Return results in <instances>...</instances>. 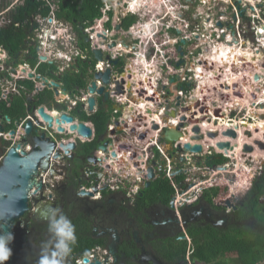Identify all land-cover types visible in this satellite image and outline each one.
Instances as JSON below:
<instances>
[{
  "label": "flooded vegetation",
  "instance_id": "flooded-vegetation-1",
  "mask_svg": "<svg viewBox=\"0 0 264 264\" xmlns=\"http://www.w3.org/2000/svg\"><path fill=\"white\" fill-rule=\"evenodd\" d=\"M36 1L39 6L36 13L29 15L30 21L35 19L37 13L43 15V12L47 10L48 14L51 9H54V15L70 24L78 34L82 30L80 27H83L87 21H92L83 19L81 16L83 0ZM67 1H69L68 7H66ZM25 4L26 0H0V14L5 19L8 17L12 19V15ZM222 4L236 11L234 13L231 11L230 18H227L225 13L220 15L224 18L222 25L226 29L225 34L229 32L234 36L233 41L237 43L239 38H242L243 47L251 41L253 45L249 49L256 51L260 48L264 53V45L262 46L259 40L264 39V0H233L231 3L222 2ZM63 5L65 10L62 9ZM175 5L176 9L172 14L174 20L172 31L176 34L175 37H178L180 42L184 40L185 45L192 44V41L195 42L201 34L202 28L204 41H210L213 8L209 0H175ZM141 10L146 12L144 6H141ZM144 14L149 17L148 13ZM64 15L69 16V19ZM27 33H30V29H26ZM193 33L196 35L194 34L195 37L192 39ZM241 50L244 53L248 52L244 48ZM243 68L246 72L250 69V65H245ZM258 75L259 73L253 76L255 81L259 79ZM240 79L241 88L253 83L243 77ZM174 80L170 78L168 80L170 86L165 88L170 92L172 99L177 96L178 91L188 94L194 86L182 84L177 78ZM203 89L207 92L211 91L208 80L204 82ZM52 94V100L30 106L31 109L34 107L37 109V117L40 116L38 113L40 107L52 116V111H60V108L67 106L55 100V92ZM204 96L203 99L206 102ZM34 101L36 102L37 99L34 98ZM98 105L99 108L113 110L109 102L101 103L98 100ZM29 113L36 116L33 111ZM78 113H80L78 108L70 111L73 120L80 119ZM13 124L14 128L11 130L15 131L14 135H11L8 140L0 137V158H3L6 151L11 146L19 144L23 138L22 133L17 132L16 121ZM39 129L41 128L38 127ZM53 130V125L52 127L46 125L47 135L52 136L51 139L72 137L71 134L63 135ZM75 141V148L69 151L68 156L60 150L63 158L49 166L45 172L47 179L43 181L41 179L42 187L32 188L28 196L27 210L8 223L11 224L9 232L6 233L2 229L5 223L0 220V264H205V260L193 261L194 250L197 247L189 229L195 225L200 227L210 225L214 229L225 231L231 227L228 223L230 221L236 226L245 223L251 230L264 233V218L259 220L248 212L246 218L234 220L237 215L233 212L246 203L253 184L246 192V189L236 190L240 197L238 196L235 200L237 202L234 203V198H230L232 195L235 197L237 195L232 193L235 190H229V183H233V179L226 178L222 181L209 178L210 182L202 186L200 192L197 188L193 191L192 202L176 205L174 192L167 202L162 201L159 193L154 196L153 194L145 195L143 193L145 180L139 191L142 193L141 196H136L132 200L126 196L127 189L111 190L107 186H100V170L95 160H90L91 156L98 154V148L89 154H81L82 142ZM212 150L215 149L212 148ZM184 154L182 151L177 153L175 148L164 149L158 155L156 153L159 167L152 182L160 177L168 179L166 170L170 163L172 176L177 186L186 187L185 190L195 187L192 180L191 182L187 180L190 179L189 171L192 170L195 157L181 161L180 157ZM210 157L213 160L220 158V155ZM181 166L184 167L183 172L175 173L178 171L176 168ZM207 167L208 171L214 169L213 164ZM263 168L260 167L259 174ZM179 175L182 178L176 180L175 178ZM39 176L41 177V172ZM209 188H220L221 191L212 202L204 196ZM82 189L92 194H81ZM258 201L264 203V195ZM199 236L201 237V234ZM85 237L94 242L87 251L81 249ZM84 258L88 259V262H84Z\"/></svg>",
  "mask_w": 264,
  "mask_h": 264
},
{
  "label": "built area",
  "instance_id": "built-area-1",
  "mask_svg": "<svg viewBox=\"0 0 264 264\" xmlns=\"http://www.w3.org/2000/svg\"><path fill=\"white\" fill-rule=\"evenodd\" d=\"M232 1L209 0L210 4L219 5L221 2L231 3ZM102 2L100 15L87 22L82 27L80 34L66 21L55 16L54 9H51L46 16L37 13L35 19L33 18L31 21L27 19L24 24L14 22L10 17L5 19L0 14V29L7 26H14L18 29L26 25L30 29L25 41L26 47L19 53L18 57H11L7 50L0 45V101H12L18 97H28L33 103L34 98L39 93L44 91L54 92L56 87L59 93L55 95V100L58 103H63L69 108H78L79 111L90 116L99 109L98 94L95 92L91 93L88 89L91 82L96 81L97 87L103 86L104 90L108 92L109 98L107 102L111 103L113 107L106 126L107 130L117 127L114 122L118 121L122 127L121 132L130 136L129 139H123V142L132 143V150H137L139 154L141 151L146 152L147 147H151L150 145H154L155 148H152L150 152H146V157L148 155L151 157L154 154L156 155V150L163 152L165 148L163 145H167L166 143L160 145L157 142L160 130L147 134L144 139H141L140 135L146 129L151 128L152 124L150 122L155 121L157 123L156 120L158 119L157 114L146 113V108L148 106L151 108L156 106L160 110V115H164L165 106L168 102L166 100H172L170 92L165 89L170 86L168 81L170 78H173V80L177 78L178 82L187 86L194 85L191 91H188V94L182 91L177 93V95L184 97L190 102L195 100L196 97L194 96L197 90L200 87L203 88V84L207 80L211 89L216 88L214 85L216 81H219L220 84L222 83L224 88H229L226 91V93L230 91L227 97L229 111H226V113L222 112L220 116L222 118L227 117L226 121L231 122L234 128L241 127L246 130L247 127L244 126L249 125L250 121L261 119L260 115H264V65L260 68H255L251 64V60L244 59L241 56L236 59L234 54H232L229 60L225 62L227 63L226 69L229 70L228 72L225 69L222 70L223 66L221 61H219L220 57L215 61L213 54L216 51H212L213 46L214 50L220 44H225L226 47L238 46L248 50L253 45L251 42L248 46L243 47L242 38H239L237 43L233 41L234 36L228 32L225 34V27L218 24L219 22L222 23L224 18L218 16V13L214 15L215 17L211 21L210 41H204V36L200 32L201 34H199L195 42L192 41V44L185 45V41L182 40L180 42L172 31L174 22L172 14L176 9L175 0H102ZM141 6H144L146 12H142ZM144 13H148L149 17H146ZM128 19L130 23L127 25L125 21ZM117 25H120L119 29L116 28ZM194 34H191L192 39L195 37ZM31 48L36 53V62L34 64H31L28 60V58H31ZM197 49L198 51L196 52ZM95 50L101 51L100 59L95 57ZM255 52L251 49V53ZM114 61L117 63H114ZM259 64L262 63L260 62L257 65ZM245 65H250L248 72H244L243 67ZM42 66L44 67L40 70ZM107 69L110 70L108 83H104L101 78H95L96 72H105ZM212 71L216 75H210ZM226 71L232 79L235 77L229 86L221 79V75ZM153 72H156V78L150 76L149 79V75ZM231 72H236V74L232 76ZM82 73H85L86 78L84 88L76 86L74 90L63 91L65 82L62 77L65 74L81 75ZM258 73L259 79L255 81L253 76ZM241 77L249 79L253 83L241 88ZM121 80H124V93H117L116 87ZM53 82L58 83V85L54 86ZM88 97H94L95 99V104L91 111L88 110ZM238 98L240 99L239 104H237ZM242 100H248V104L253 106H249V113L242 117L241 120H238L234 113L237 109L234 107L244 104H241ZM31 103L27 102V107H30ZM221 108H223L221 111L226 110L227 107L224 106V102ZM244 108H246V105L242 106L243 111ZM33 112L37 118V109L35 107ZM64 112L66 111L60 110L52 111L51 113L55 118L60 117ZM28 119H31L34 125L40 127L33 115L27 111L24 117L16 120L17 132L23 128ZM38 119L44 123L43 128L46 129L47 123L40 116H38ZM79 121L78 119L74 120L76 123ZM10 123L9 117L0 116V126L4 127ZM84 123L92 129L91 139H87L75 131L70 132L72 137L62 139V141L79 140L84 143L92 140L95 133L94 125L91 121ZM170 123L172 124L171 126H177L175 120L170 119ZM58 126L68 128V124L59 125L54 123V132H57ZM258 129L260 130L261 128ZM224 130L226 129H222V131ZM237 131L240 130L238 129ZM261 133L264 134V131H261ZM8 136H11L10 130H0V137L8 140ZM173 146L175 147L176 144L174 143ZM218 149L214 143L211 144V149L206 146L207 154L218 152L226 158H234L228 153L231 151L225 152L223 149ZM24 150L29 151L30 146H25ZM97 155L102 156L104 154L99 150ZM127 155H132V151H127ZM184 155L187 160L191 159L190 154L185 153ZM120 156L121 154H118V157ZM145 159L142 156L139 161L142 162ZM244 160H246L245 157ZM113 161L114 164H112ZM228 163L229 161L218 164L213 169V172L224 175L227 170L219 169L218 166L227 167ZM107 164L110 165L108 168L106 167ZM99 167H101L100 170L106 171V174L99 179L100 186H107L111 190L127 189L126 196L132 200L136 198L147 179L146 173H137L134 167L130 169L121 168L118 161L111 158L106 159ZM183 169L184 167L182 166L176 168V170H181L182 172ZM204 169L205 172L208 171L207 166ZM205 172L202 175L203 178L197 179L190 176V179L188 178L187 180H189L188 182L192 180V183H195V187L185 190L186 187L181 188L175 184L172 176V167L170 163L168 164L166 175L175 190L174 201L176 205H180L183 202H192L194 200L193 191L197 188L200 192L202 186L210 182L209 178L211 177L205 176ZM41 177L42 181L47 179L45 173H41ZM222 177L226 179L225 176ZM212 178L222 180L218 177Z\"/></svg>",
  "mask_w": 264,
  "mask_h": 264
},
{
  "label": "water",
  "instance_id": "water-1",
  "mask_svg": "<svg viewBox=\"0 0 264 264\" xmlns=\"http://www.w3.org/2000/svg\"><path fill=\"white\" fill-rule=\"evenodd\" d=\"M218 24L222 25L220 22ZM116 28L119 29L120 25H117ZM80 29H82V27H80ZM25 47L26 42L23 48ZM94 54L96 58H101V51L95 50ZM18 56L19 53L16 54V57ZM114 63L117 62L114 61ZM109 75L110 70L107 69L105 72H96L95 78H101L104 83H108L110 79ZM123 84L124 80L118 82L116 87L117 93H124ZM53 85L57 86L58 83L53 82ZM88 89L91 93L95 92L98 94L97 96L99 97L97 98L101 101V103L107 102L109 98L108 92L104 90L103 86L97 87L96 81H92ZM65 90L67 89L64 85L63 91ZM54 92L56 94L59 93L56 87L54 88ZM26 101L31 103V99L28 97L26 98ZM166 101L168 102L165 106L164 115H160V110L156 106H153L154 109L150 106L146 108V113H155L158 115V123L152 121L154 124H152L150 129H146L143 133H141V139H144L147 134H151L153 131L158 130V124L164 123L165 126H163L159 131V138L157 139V142L160 145H162L161 143L167 144L164 149L175 148L177 153L182 151V153L188 154H201L204 151L203 143H206V139L209 137L215 140V142L212 143H214L217 148L226 149L227 152L228 150L231 152L234 151V147L231 145L230 141H224L223 137L217 138L220 135L219 131L203 130L201 128L200 121H202L204 117H196V114L198 109L202 113L203 107L197 108L200 102L196 98L195 103L187 101L180 95L175 96L171 101L168 99ZM94 104V97H88L89 111L92 110ZM27 111L32 112L33 109L27 107ZM214 112L216 114L219 112V109L215 110ZM38 113L47 123L48 127H52L53 120L59 125L63 123L68 124L67 129L63 126L57 127V132L60 134L67 135L70 134V132L76 131L79 135L87 139L92 138L93 132L91 127L87 126L83 121H79L78 123L74 122V118L71 114H69V112H64L60 115V117L54 118L53 116L47 114L43 107H40L38 108ZM185 114H189V117H187ZM260 117L264 118V115H260ZM33 118L42 129L38 130V127L33 124V121L28 119L23 125V128L19 129L23 135L21 142L17 145L11 146L6 151L4 157L2 158V163L0 164V220L5 223L2 225V229H4L6 233L11 230V224L8 223L21 216L27 210L28 196L30 195L32 188L34 186H37L38 188L42 187L43 183L39 173H45L49 166L55 164L56 161H59V159L61 160V158H63V156L60 154V150L63 151L65 156H68L67 154L69 151L75 148L76 141H62V139L66 138H62L60 140L51 139L52 136L47 135L46 129L43 128L44 123L40 121L38 117L36 118V116H33ZM170 119L177 122L176 127L165 124L169 123L172 125L169 122ZM214 122L217 123V120ZM114 124L117 127L111 130H107L106 127L105 132L99 137L100 144H98L97 148L98 150H101L104 155L100 156L94 154L90 157V160H95L94 162L97 164L98 170L101 168L99 166L109 158L117 160L121 168L130 169L131 167H134L136 168L137 173H146L147 179L145 182V187H149L152 180L155 178L157 168L159 167V160L155 157V154L152 157L150 155L146 157V152H149L152 150V148H155L154 145H150L151 147H147L146 152L141 151L139 154L137 150H132V143H128L127 141L123 142V139H129L130 136L124 132H121L122 127L119 125V122L115 121ZM185 125H192L190 131L185 127ZM0 129L2 130L3 127L0 126ZM14 133V130L10 131V135H14ZM247 134H250L249 131H247ZM222 135L235 138L237 133L233 129H228L222 131ZM186 137H188L189 141L183 142L181 138ZM193 140L195 142H193ZM22 142L23 144H21ZM174 143L176 144L175 147L173 146ZM27 144L31 146L30 151L24 150V147ZM256 145L258 148L264 149V143L262 141H256ZM253 149H255L253 146L245 144L240 151L243 153L242 156L245 157V152L247 153L253 151ZM129 150L132 151V155H127V151ZM118 154H121V156L118 157ZM142 156L146 159L145 161L140 162L139 160ZM180 158L181 161L186 160V156L184 155H182ZM206 158L210 159L211 157L206 156ZM112 164H114V161ZM109 166V164L106 165L107 168ZM218 168L225 169L227 167L219 166ZM180 171L181 170H178L176 173H180ZM99 172V178H102V176L106 174V171L104 170H100ZM35 191L36 190H34V192ZM80 192L81 194H92L90 191H86L85 189H82ZM141 194V192H138L137 196L139 197ZM83 261L88 262V259L84 258Z\"/></svg>",
  "mask_w": 264,
  "mask_h": 264
},
{
  "label": "trees",
  "instance_id": "trees-1",
  "mask_svg": "<svg viewBox=\"0 0 264 264\" xmlns=\"http://www.w3.org/2000/svg\"><path fill=\"white\" fill-rule=\"evenodd\" d=\"M69 1L66 2V7L69 6ZM102 4V0H83V3L81 4L82 18L93 20L98 17L101 13L100 8ZM38 6L39 3L36 0H26V4L21 6L18 12L12 15V20L24 24L25 21L29 19L30 14L33 15L37 12ZM62 9L65 10V5H63ZM47 12L48 11L45 10L43 14L46 15ZM65 17L69 19V16ZM129 23L130 20H126V24L128 25ZM25 28L28 29L27 25L25 27L22 26L19 29H16L14 26H8L0 30V45L7 50L11 57H15L16 54L24 49L23 47L27 37ZM30 54L31 58H28V60L31 64H34L36 62V53L33 48H31ZM43 67L44 66H42L40 70H42ZM84 74L85 73H82L81 75L65 74L62 77L65 82V88L67 90H74L76 86L84 88V85L86 84ZM52 97V91L41 92L36 96L37 101H34V103H31L30 105L35 106L36 104H42L46 100H52ZM54 106L57 105L54 104ZM26 113V97H18L12 101H0V116H8L11 120L10 124L3 127L5 131L13 129V122L24 117ZM72 113L74 112L72 111ZM78 114L81 120H90L94 125V138L90 141L81 143L82 146L80 148L81 154H89L92 150L97 148L98 144H100L99 137L105 132L111 113L110 110L101 107L91 116H87L82 111ZM156 153L157 155L159 154L157 150ZM224 159L226 160L224 156L220 155V158L213 159L209 161V163H222ZM256 163L258 164L259 162ZM181 178L182 176L179 175L175 179L179 180ZM173 192L174 189L171 181L162 177L157 178L149 187H145L143 191L145 195L153 194L154 196V194L159 193L163 202L169 201L170 195L173 194ZM220 192V188H209L205 191V199L212 202L213 198L217 197ZM262 195H264V168L254 181L246 203L233 212V214L237 215L234 220L246 218L249 213L255 215V218L259 220L264 218V203L258 201ZM228 223L231 227L225 231L214 229L210 225L203 227L195 225L192 229H189L197 247L194 250L193 261L205 260V264H264V233L251 230L246 227L247 225L245 223L238 226L231 224L230 221ZM199 234H201V237ZM82 244L81 249L87 251L94 245V242L92 239L85 237ZM180 247L182 246L180 245ZM183 247L185 248V245Z\"/></svg>",
  "mask_w": 264,
  "mask_h": 264
},
{
  "label": "rangeland",
  "instance_id": "rangeland-1",
  "mask_svg": "<svg viewBox=\"0 0 264 264\" xmlns=\"http://www.w3.org/2000/svg\"><path fill=\"white\" fill-rule=\"evenodd\" d=\"M211 8H213L212 9L213 18L215 17L214 15H216V13H218V16H220L221 13H225L227 18H230L231 15H232L231 11L233 13L236 12L233 9H231V7L227 8L223 4H220V5L219 4H211ZM200 32L202 33V28H201ZM249 44H251V41H248V45ZM195 49H196V47H195ZM235 49L236 50H240L238 48H235ZM197 51H198V49L196 50V52ZM260 54L264 55V53H262V52L259 53V55H257V56L255 55L257 60L260 58ZM260 62H261V59H259V63ZM214 85H215L216 88L211 89L210 92L204 91V89L202 87H200L197 90V93H196V95L194 97H196V99H197V98H199L201 96L199 98V100H201V101H199L197 99L200 102V104H199V106L197 108L203 107V109H202L203 111L201 113L199 111V109H198L196 117H204V119H202V121H200V123L203 125L202 126L200 124L202 129L204 127H206V128H208V130H211V131H215V130L220 131L219 132L220 135L217 138H222L223 137V139L230 141L231 145H234V143H237V146L234 147V151L232 152V153H234V155L232 156L234 158H228L227 160L229 161V163H228L229 167L223 169V170H227V172L224 175H222V174L219 175V174H216L217 172H212V173L208 174L209 176H207V177L225 176L226 178H232L233 179V183H231V184L229 183V186H230L229 190H231V191L235 190V192H233V193H235V195H237V196L235 197L234 195H232V197L230 199L234 198V203H235V202H237V201H235V200H237L236 198H238V196L240 197V194L237 193V191H242V190L245 189V186H244V183H243L245 181V179H249L250 176H252L254 173H256V174L259 173L260 167L256 163V160L260 159V157L264 156V154H263L264 153V149H259L257 147V145H256V141H262L264 143V134L261 133L262 130L261 129L259 130L258 126H257V128H255L253 126H254L255 122L262 121V120H264V118L257 119L256 121H250L249 125H247V126L243 125L244 127H247L246 130H243L241 127H239V128L235 127L236 128L235 129L234 125H231V122H227L226 121L227 117L222 118L220 116L222 114L221 109H223V108H221V107H222L223 102H224V106H227V105L229 106V101H227L228 100L227 97H228V93L230 91L226 93V91H228L229 88H227V89L224 88L223 84L222 83L220 84V82H218V81H216ZM222 88H224V89H222ZM203 96L206 97V102L204 101ZM241 103H244V104L236 105L234 107V108L237 109L236 111H234V113L236 114L235 117L238 120H241L242 117L246 116L249 113V111H248V109H249L248 107L249 106H253V105L247 104L248 100H242ZM243 105H246V108H244V111L242 110V106ZM218 109H219V112H217L215 114L214 111L218 110ZM223 111H224V113H226V110H223ZM185 115H187V117H189V114H185ZM215 120H217V123L214 122ZM156 121H158V120H156ZM169 122H170V120H169ZM160 126L163 127V124L160 123ZM185 127L190 131L192 125H188V126L185 125ZM222 129H226V130L233 129L234 131H236V133H240V134H237L235 138L231 137V136H224V135H222ZM238 129L240 131H237ZM247 131H249L250 134H247ZM217 138H215V139H217ZM185 141H189V139L187 138V139H185ZM206 141H207L206 143H203V146H204L203 153H201V154L189 153L191 155V158L195 157L194 165L192 167V170L189 171V172H190V175L192 177H194V178L197 177V179L203 178L202 177V172H203L204 166L210 165L208 160H211V158L207 159L206 156H214V155L218 156L219 155L218 152H215V154H213V153L212 154H207L206 146L211 149V144H212V142H215V140H213V138H209L208 137L206 139ZM193 142H195V141L193 140ZM161 144L163 145V143H161ZM245 144H249V145L253 146V148L256 149V150L253 149V151H250V152H247V153L245 152V154H246L245 158L247 159V161L244 160V156H242V152L240 151ZM163 146H166V145H163ZM223 150L226 151V149H223ZM205 151H206V153H205ZM237 154L240 157H238ZM253 155L255 156V158L252 161L251 158H252ZM248 159H250V160H248ZM1 160H2V157L0 158V164L2 163ZM227 160H223L222 163H215L213 165L216 168V165L223 164ZM242 162H244V163L246 162L249 165H247L246 163H245L246 165H242ZM253 162L256 163V164L253 165ZM201 164H204V165H201ZM262 164H263V166H261V168L264 167V162H262ZM246 168H248V170H246ZM236 174H238L239 177L236 178ZM227 190H228V188H227ZM242 195L243 194H241V196ZM231 264H234V263H231Z\"/></svg>",
  "mask_w": 264,
  "mask_h": 264
},
{
  "label": "bare ground",
  "instance_id": "bare-ground-1",
  "mask_svg": "<svg viewBox=\"0 0 264 264\" xmlns=\"http://www.w3.org/2000/svg\"><path fill=\"white\" fill-rule=\"evenodd\" d=\"M260 40V43L262 44V46L264 45V39H259ZM231 44V43H230ZM235 48H238V49H240V50H236ZM212 51H216V53H214L213 55H214V58H215V61H217V58L218 57H220V59H219V61H221V63H222V66H223V69L222 70H227L226 69V65H227V63H225L226 61H228L229 60V58L231 57V55L232 54H234V57H236V59H237V57L238 56H241L242 58H244V59H248V60H251V63L253 64V66L255 67V68H260V66H263L264 65V60H262V59H264V56L263 55H260V58H261V63L262 64H259V65H257L258 63H259V59L257 60L256 59V57H255V55L257 56V55H259V53H261V49L260 48H258L257 50H256V52L255 53H251V49H248V52L246 51L245 53L244 52H242V50H241V48L240 47H238V46H235V47H226V45L224 44V45H222V44H220L219 45V47H216V50H214V46L212 47ZM263 53V52H262ZM243 54H246V55H243ZM245 56H246V58H245ZM263 57V58H262ZM228 72H229V70H227ZM225 72L224 74H220L221 75V79H223L224 81H225V83H226V85L227 86H229L230 84H232V80H234V78L232 79L231 78V76H230V74L228 73V72ZM236 74V72H231V75L232 76H234ZM152 75V74H151ZM210 75H212V76H214V75H216L215 73H214V71H212V73L210 74ZM212 80V79H211ZM219 82V81H218ZM239 99V98H238ZM240 100V99H239ZM239 100H238V102H239ZM248 104V103H247ZM142 106V105H141ZM140 106V107H141ZM227 108H226V111H229V106L227 105L226 106ZM222 112H224L223 110H222ZM143 115V114H142ZM158 120V119H157ZM206 123V122H205ZM245 123V122H244ZM150 124H154V123H151L150 122ZM161 124H163V126H164V123H161ZM166 125H168V126H171L169 123H165ZM159 125V129L158 130H161L162 129V127L160 126V124H158ZM202 125V124H201ZM230 125V124H229ZM253 125V124H252ZM256 125V126H255ZM203 126V125H202ZM257 126L259 127V128H261V130L262 131H264V120H262V121H258V122H255V124H254V126L253 127H255V128H257ZM254 128V129H255ZM203 129H205V130H208V128H206V127H204ZM215 131H217V130H215ZM259 134V133H258ZM188 137H186V138H181L182 139V141L184 142L185 141V139H187ZM245 140V139H244ZM224 141H227V140H225L224 139ZM235 141V140H234ZM235 144V143H234ZM235 146H237V143H236V145H233V147H235ZM238 148V147H237ZM260 149V148H259ZM256 150V149H255ZM230 151V150H229ZM225 152H227V150L225 151ZM263 152V151H262ZM229 154H230V156H233L234 155V153H231V152H228ZM228 154V155H229ZM264 154V153H263ZM238 155V154H237ZM238 157H240L239 155H238ZM264 161V156H262V157H260V159H257L256 160V162H259V163H262ZM217 162V161H216ZM227 167H229L228 165H227ZM246 170H248V168H246ZM222 173H224V171H222ZM249 175V174H248ZM222 181H224V179L222 178ZM246 189V188H245ZM246 191V190H245Z\"/></svg>",
  "mask_w": 264,
  "mask_h": 264
},
{
  "label": "clouds",
  "instance_id": "clouds-1",
  "mask_svg": "<svg viewBox=\"0 0 264 264\" xmlns=\"http://www.w3.org/2000/svg\"><path fill=\"white\" fill-rule=\"evenodd\" d=\"M230 3V2H229ZM221 4H222V2H221ZM44 15V14H43ZM5 28V27H4ZM52 93H53V91H52ZM73 108H69L68 106H63L62 108H60V110H64V111H66V112H69V114H70V111L72 110ZM86 114V113H85ZM87 115V114H86ZM93 115V114H92ZM87 116H89V115H87ZM91 116V115H90ZM80 121H84V122H87V121H90V120H81V119H79ZM158 123V122H157ZM220 132V131H219ZM94 136H95V133H94ZM94 138V137H93ZM224 140V139H223ZM77 142H79V140L77 141ZM27 151V150H26ZM30 151V150H29ZM99 151V150H98ZM158 151V150H157ZM219 155H221V154H219ZM226 158V157H225ZM254 158H255V156L253 155L252 156V161L254 160ZM228 158H226V160H227ZM248 160H250V159H248ZM228 161V160H227ZM245 161H247V159L245 160ZM264 162V161H263ZM246 163V162H245ZM205 164V163H204ZM247 165H249L248 163H246ZM254 164H256V163H254L253 162V165ZM209 166V165H208ZM251 166V165H250ZM258 166L259 167H261V166H263V164L262 163H258ZM205 167V166H204ZM216 167H217V165H216ZM219 167V166H218ZM208 168V167H207ZM215 168V167H214ZM223 170V169H222ZM205 172V169H203V172H202V175H203V173ZM213 172V170H210V171H207V172H205V176H209L208 174L209 173H212ZM217 174H219V173H217ZM219 175H221V174H219ZM259 175V173H254L252 176H250V178L249 179H245V181L243 182L244 183V186H245V188H246V191L248 190V188L254 183V181L256 180V178H257V176ZM237 177H239V175L238 174H236V178ZM197 178V177H196ZM209 178V177H208ZM212 178V177H211ZM218 178H220V179H222L223 177L222 176H218ZM224 179V178H223ZM237 182V181H236ZM241 183V182H240ZM245 191V192H246ZM244 192V193H245Z\"/></svg>",
  "mask_w": 264,
  "mask_h": 264
},
{
  "label": "crops",
  "instance_id": "crops-1",
  "mask_svg": "<svg viewBox=\"0 0 264 264\" xmlns=\"http://www.w3.org/2000/svg\"><path fill=\"white\" fill-rule=\"evenodd\" d=\"M143 69H145V68L143 67ZM151 74H152V75H149V77H148L149 79H150V76L156 78V72H153V73H151ZM238 100H239V99H237V103L240 102V101L238 102ZM241 104H242V103H241ZM149 152H150V151H149ZM153 153H154V151H153ZM201 165H204V164H201ZM242 165H246V164H245L244 162H242ZM249 168H250V167H249Z\"/></svg>",
  "mask_w": 264,
  "mask_h": 264
}]
</instances>
